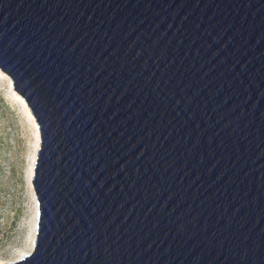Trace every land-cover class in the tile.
I'll return each mask as SVG.
<instances>
[{
	"label": "water",
	"instance_id": "95a60500",
	"mask_svg": "<svg viewBox=\"0 0 264 264\" xmlns=\"http://www.w3.org/2000/svg\"><path fill=\"white\" fill-rule=\"evenodd\" d=\"M0 68L39 133L3 264H264V0H0Z\"/></svg>",
	"mask_w": 264,
	"mask_h": 264
},
{
	"label": "rangeland",
	"instance_id": "374dc122",
	"mask_svg": "<svg viewBox=\"0 0 264 264\" xmlns=\"http://www.w3.org/2000/svg\"><path fill=\"white\" fill-rule=\"evenodd\" d=\"M0 79V260L28 242L32 197L28 173L34 151L32 127L20 104L7 99Z\"/></svg>",
	"mask_w": 264,
	"mask_h": 264
},
{
	"label": "bare ground",
	"instance_id": "6f19581e",
	"mask_svg": "<svg viewBox=\"0 0 264 264\" xmlns=\"http://www.w3.org/2000/svg\"><path fill=\"white\" fill-rule=\"evenodd\" d=\"M0 79H3V82H5L6 87L9 90V93L7 95V99L12 101V102H18L20 104V107L22 109V112L24 113L25 117L27 118V120L29 121V124L32 127V133H33V137H34V151L31 157V161H30V166H29V173H28V184L30 186V191H31V199H32V221H31V235L29 237L28 242H26L24 245H22L21 247H19L18 249H16L13 254L11 255V257L7 260V261H13L19 257H21L22 255H24L26 252L30 251L32 249V245L34 242V234H35V221H36V216H35V212H36V198H35V193L33 190V187L30 183V179L33 173V161L35 159V152L36 149L39 146V133H38V129H37V124L33 118L32 113L30 112L29 107L27 106V104L25 103L24 99L20 96V94L18 92H16L13 87H12V80L11 78L6 75V73H4V71L0 68ZM5 261L0 260V264H3Z\"/></svg>",
	"mask_w": 264,
	"mask_h": 264
}]
</instances>
